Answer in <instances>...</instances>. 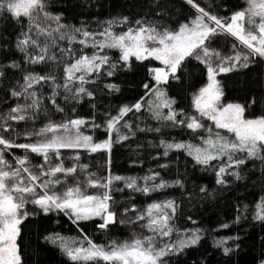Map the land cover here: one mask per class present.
Listing matches in <instances>:
<instances>
[{
	"label": "snow or ice",
	"instance_id": "1",
	"mask_svg": "<svg viewBox=\"0 0 264 264\" xmlns=\"http://www.w3.org/2000/svg\"><path fill=\"white\" fill-rule=\"evenodd\" d=\"M187 3L196 9L197 15L176 30L157 27L151 23L145 24L142 20H136L129 26L128 17H123L104 21L100 31H89L84 24L80 27H70L61 23L60 15H53L46 10V0H0V12L6 11L17 20L27 18V31L21 33L16 43L17 50L24 53L27 63L56 62L57 55L52 50L57 47L58 41L63 40L68 41L69 47L59 49V59L63 62L68 57L72 58L70 63H63V84H57L54 75L31 72L24 75L21 90L12 89L11 96H23L28 102L17 103L5 117H0L4 121L0 124V129L4 132L10 131L12 126L7 121L38 119L43 97L37 95L34 85L42 82L51 83L53 93L49 99L58 112L64 111L56 104L55 97L59 95V88H63L67 93L65 101L73 99L78 102L84 96L92 97L93 93L85 85L94 83L93 75L99 76L105 68L106 75L114 74L117 64L112 63L110 57L104 53L107 49H116L120 53L119 61L126 65L132 58L137 61L152 59L163 65L149 69L154 83L143 85L145 96L151 97L146 101L147 111L154 119L172 122L173 126L183 125L193 132L201 129L208 132V135L202 138L201 145L162 140L160 143L165 149L164 155L167 156L170 150H184L200 165L210 166L213 161H221L216 173L217 183H226V174L239 179L238 171H230L234 166L239 168L249 159L264 161V116L247 118L244 105L223 104L224 93L216 77L219 73L230 72L237 67H248L250 58H264V0H245L246 6L229 17L213 15L200 7L195 0H187ZM41 18L51 23L44 26L38 22ZM53 24L55 27H52ZM119 25L125 26L126 30L114 31V27ZM33 29L35 36L30 35ZM221 35L231 37L235 41L230 55L221 54L208 46L213 38ZM41 37H44L43 43L40 41ZM75 43L81 46L78 56L71 47ZM30 48L39 49V53L29 54ZM85 48H92L94 51L88 54L83 51ZM188 58H195L206 65L208 83L192 97L193 107L199 115L178 120L177 117L183 116L184 113L182 110H174L175 100L168 97L163 85L168 83L170 77L177 78L176 73ZM6 67L19 68L20 65L13 61ZM4 75V71L0 70V77ZM106 87L118 91L114 84H108ZM143 108L145 97H141L131 106L121 107L116 116L106 121L107 139L100 142H95L92 135L82 131L90 122L79 117L61 122L49 120L38 130L25 133L27 137H37L32 143H16L0 135V264H23L18 240L21 234L20 225L29 215L26 210L29 203L38 206L44 213L62 212L73 223L99 218L101 222L98 228L106 230L117 223L116 212L112 210L114 201L111 193L114 181H124L128 189L146 195L173 185L182 186L179 180L174 181L173 185L163 180L160 183H149L154 182L159 173L139 178L145 182L143 186L138 183L136 177L126 178L111 174L103 180L89 174L83 182L76 180L71 185L67 184L68 178H74L78 170L85 171L87 166L74 163L71 167H65L61 150L84 149L92 153H110L113 133L116 134L117 143L129 139L120 129L124 127L131 130L132 126L127 121L121 125V121L128 113L140 112ZM164 109L168 110L167 114ZM203 119L211 121L218 130H226L232 134V138L221 135L219 131L214 133L211 127L206 128ZM91 127L99 128L100 125L92 123ZM155 131L159 132L160 129ZM10 149L25 150L24 156L15 157V165L6 159V153ZM28 153L42 157L43 163L31 165ZM237 154L241 156L238 157ZM53 157L58 161L55 164L52 162ZM72 159L79 160L78 151ZM57 185H63V189L57 190ZM89 188L98 191L89 194ZM176 207L174 201L167 200L154 201L142 211L137 210L135 205L131 209L125 208V213L136 212L135 220L129 223L142 222L141 228L150 233L134 234L130 240H112L104 245L95 243L87 235L79 240L65 238L59 234L48 239L53 243L59 242L62 251L75 264H167L166 257L198 244L201 239L200 229H194L186 237L171 240L173 233L179 231L172 223ZM255 208L253 218L264 221V197H260ZM164 238H168V241ZM225 243L223 239L216 241L218 247ZM223 251L228 254L231 249L224 247Z\"/></svg>",
	"mask_w": 264,
	"mask_h": 264
},
{
	"label": "trees",
	"instance_id": "2",
	"mask_svg": "<svg viewBox=\"0 0 264 264\" xmlns=\"http://www.w3.org/2000/svg\"><path fill=\"white\" fill-rule=\"evenodd\" d=\"M46 2V10L53 15H60L61 23L70 27H80L84 24L89 31H100L104 21L123 17H128L129 26L136 20H142L145 24L151 23L157 27L176 30L197 15L187 0H46ZM195 2L218 17H229L233 12L246 6L245 0H195ZM38 22L44 26L51 23L43 21L42 18ZM27 28V18L17 20L6 11L0 12V70L5 73L0 77V117H5L17 103L28 102L23 96L18 98L11 96L12 89L21 90L24 75L30 72L54 75L56 83L63 84V63H70L72 59L68 57L63 62L59 59V49L69 47L68 41L63 40L58 41L57 47L52 50L57 55L56 62L27 63L24 53L16 48L18 37L27 31ZM122 30H126L123 25L114 27L116 32ZM30 35L35 36V29ZM40 41L43 43L44 37H41ZM233 43H235L233 38L221 35L213 38L208 46L221 50L224 55H230ZM71 47L78 56L81 46L75 43ZM83 51L91 54L94 49L85 48ZM38 53L39 49H29L31 55ZM104 54H107L117 67L112 76L106 75L107 68L102 70L99 76L93 75L92 79L95 82L85 85L93 93L92 97L84 96L78 102L73 99L65 101L67 93L63 88H59L57 89L59 95L55 97L56 104L64 111L58 112L49 99L53 93L51 83L42 82L34 85L37 95L43 97L38 119L7 121L12 128L9 132L0 129V135L16 143H32L37 137H27L25 133L38 130L49 120L61 122L79 117L90 122L82 131L92 135L95 142H100L107 139L106 121L116 116L121 107L131 106L141 97H145V108L140 112L128 113L121 121V125L127 121L132 126L131 130L124 127L120 129L121 133L129 136V139L117 143L116 134L113 133L110 153L107 151L92 153L84 149L61 150L65 167H71L74 163L87 166L85 171L78 170L74 178H68L67 184L71 185L76 180L83 182L89 174H94L95 178L101 180L111 174L126 178L136 177L138 183L143 186L145 182L139 178L159 173L157 179L149 183H160L163 180L173 185L174 181L179 180L182 186L173 185L146 195L128 189L124 181H114L111 193L114 201L112 210L116 212L117 223L106 230L98 228L100 222L97 219L73 223L62 212L44 213L29 203V215L20 225L21 234L18 240L23 264H75L62 251L59 242L53 243L48 239L56 234L77 240L87 235L95 243L104 245L112 240L117 242L130 240L134 234L149 235L146 229L141 228L142 222L129 223L135 220L136 212L125 213L124 209H131L135 205L137 210L142 211L154 201L167 200H172L177 205L172 223L179 231L173 233L171 240L186 237L194 229H200L201 235L198 244L166 257L167 264H262L264 221L256 220L253 216L256 211L255 205L260 197H264V161L249 159L239 168L234 166L230 171H238L240 178L226 174L224 177L226 183L218 184L216 173L221 161H213L210 166L200 165L184 150H170L165 156V149L160 143L162 140L201 145L202 138L206 137L208 132L205 129L193 132L183 125L173 126L172 122L154 119L147 111L146 101L151 97L145 96L146 90L143 85L154 83L149 69L158 66L156 61L152 59L137 61L132 58L126 65L119 61L118 50L107 49ZM13 61L20 67H6ZM176 77V79L170 77L163 88L168 97L175 100L174 110L183 111L184 115L177 117L179 120L196 114L192 97L208 83L207 67L195 58H188L176 73ZM218 78L224 93L223 103L244 105L247 118L264 116V58H250L248 67H237L233 71L220 74ZM108 84L116 85L118 91L107 88ZM167 111L164 109L165 114ZM202 122L206 128L211 127L214 133L217 131L220 134L226 133L224 130L216 129L209 120ZM2 123L4 121L0 119V124ZM92 123L100 127L92 128ZM157 128L160 129L159 132L155 131ZM77 151L78 161L72 159ZM24 155V149L14 150V157ZM28 156L33 166L43 163L42 157L36 154L28 153ZM52 162L55 164L58 161L53 157ZM162 165L166 167H161ZM56 187L57 190L63 189V185ZM202 188L204 191H201ZM97 191L88 189L89 194ZM221 239L226 243L218 247L216 241ZM164 240L168 241V238ZM224 247L230 248L231 251L225 254Z\"/></svg>",
	"mask_w": 264,
	"mask_h": 264
},
{
	"label": "rangeland",
	"instance_id": "3",
	"mask_svg": "<svg viewBox=\"0 0 264 264\" xmlns=\"http://www.w3.org/2000/svg\"><path fill=\"white\" fill-rule=\"evenodd\" d=\"M195 9V8H194ZM196 10V9H195ZM218 52H220L221 54H223V52L221 51V50H217ZM154 61H156V60H154ZM157 62V64H158V66L157 67H162L163 65H161V63L159 62V61H156ZM215 66V65H214ZM226 73V72H225ZM220 74H223V73H219L218 75H217V77H216V79L219 81V75ZM221 87V86H220ZM222 103H223V101H222ZM223 104H228V103H223ZM195 112H196V114L194 115V116H198L199 115V113L196 111V109H195ZM203 120H207V119H203ZM224 131H226V130H224ZM221 135H224V136H228L229 138H232V134H230V133H227V131H226V133H221ZM187 143H190V142H187ZM14 150L15 149H10V150H8L7 151V153H6V159L11 163V164H13V165H15V162H14V160H15V157H14ZM11 156V157H10ZM31 204V203H30ZM32 206H34V207H36L39 211H42L38 206H36V205H33V204H31ZM26 210L29 212V209H28V204L26 205ZM99 219V218H98Z\"/></svg>",
	"mask_w": 264,
	"mask_h": 264
},
{
	"label": "flooded vegetation",
	"instance_id": "4",
	"mask_svg": "<svg viewBox=\"0 0 264 264\" xmlns=\"http://www.w3.org/2000/svg\"><path fill=\"white\" fill-rule=\"evenodd\" d=\"M97 220H98L99 222H101L98 218H97Z\"/></svg>",
	"mask_w": 264,
	"mask_h": 264
}]
</instances>
